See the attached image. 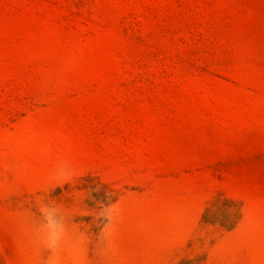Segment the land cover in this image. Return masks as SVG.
Instances as JSON below:
<instances>
[{
    "label": "rangeland",
    "instance_id": "obj_1",
    "mask_svg": "<svg viewBox=\"0 0 264 264\" xmlns=\"http://www.w3.org/2000/svg\"><path fill=\"white\" fill-rule=\"evenodd\" d=\"M0 264H264V0H0Z\"/></svg>",
    "mask_w": 264,
    "mask_h": 264
}]
</instances>
